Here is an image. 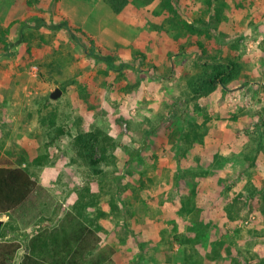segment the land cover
Returning <instances> with one entry per match:
<instances>
[{"label": "rangeland", "instance_id": "rangeland-1", "mask_svg": "<svg viewBox=\"0 0 264 264\" xmlns=\"http://www.w3.org/2000/svg\"><path fill=\"white\" fill-rule=\"evenodd\" d=\"M171 1L197 33L162 0L120 14L104 0H0L2 165L23 158L38 184L0 216V238L23 244L14 264L36 233L61 240L82 223L114 249L108 264H264V0ZM37 17L69 19L133 66ZM227 59L229 88L195 94ZM95 131L96 169L75 144Z\"/></svg>", "mask_w": 264, "mask_h": 264}, {"label": "trees", "instance_id": "trees-1", "mask_svg": "<svg viewBox=\"0 0 264 264\" xmlns=\"http://www.w3.org/2000/svg\"><path fill=\"white\" fill-rule=\"evenodd\" d=\"M115 13H122L128 6L129 0H104ZM163 6L175 15L179 25L197 33L196 28L182 18L178 13L177 6L171 0H162ZM35 28H66L75 41L80 43L97 59H104L110 67L123 69L127 65L120 63L115 65L114 60L109 55H103L96 50V41L81 27H75L70 20L64 18L58 24H48L43 17L35 19ZM81 33L83 36H79ZM3 35L0 33V39ZM85 38L89 41L85 44ZM26 44V54L31 55L32 45L30 41L24 39ZM6 43V42H5ZM10 42L6 43L7 47ZM11 45V44H10ZM90 47V49H88ZM237 63L232 59H227L226 63H216L213 68L200 76L193 84L195 94L207 95L222 88L227 90L231 82L237 75ZM264 125V124H263ZM99 132L81 133L76 137L75 144L87 163L96 169L103 161V154L96 157V148L101 145ZM3 149L0 147V216L8 215L21 208L30 198L38 184L33 178V174L23 165V158L17 159L18 165H2ZM264 212V208H263ZM3 226L1 227V229ZM101 238L97 231L89 225L80 224L71 233L64 234L62 239L54 236L50 240L44 239V232L36 233L28 242V252H26L17 264H108L114 249L110 246L101 248ZM23 244L20 240H6L0 238V264H14L16 256L22 250Z\"/></svg>", "mask_w": 264, "mask_h": 264}, {"label": "water", "instance_id": "water-1", "mask_svg": "<svg viewBox=\"0 0 264 264\" xmlns=\"http://www.w3.org/2000/svg\"><path fill=\"white\" fill-rule=\"evenodd\" d=\"M62 90L60 88H56L54 91L51 92V98L56 99L61 96ZM3 225V220H0V229Z\"/></svg>", "mask_w": 264, "mask_h": 264}, {"label": "crops", "instance_id": "crops-1", "mask_svg": "<svg viewBox=\"0 0 264 264\" xmlns=\"http://www.w3.org/2000/svg\"><path fill=\"white\" fill-rule=\"evenodd\" d=\"M9 18H11V17H9ZM37 18H38V17H37ZM34 19H36V18H34ZM34 21H35V20H34ZM10 22H11V19H9V23H10ZM9 25H10V24H9ZM9 25H8V26H9ZM35 25H36V22H35ZM35 25H34V26H35ZM27 26H28V25L25 23V24H23V26H21L20 28L26 29Z\"/></svg>", "mask_w": 264, "mask_h": 264}, {"label": "built area", "instance_id": "built-area-1", "mask_svg": "<svg viewBox=\"0 0 264 264\" xmlns=\"http://www.w3.org/2000/svg\"><path fill=\"white\" fill-rule=\"evenodd\" d=\"M32 71H33V73H34L35 75H37V74H36V68H35L34 66L32 67Z\"/></svg>", "mask_w": 264, "mask_h": 264}]
</instances>
